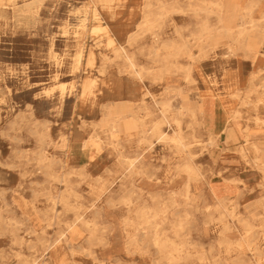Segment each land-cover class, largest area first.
<instances>
[{"label":"rangeland","instance_id":"obj_1","mask_svg":"<svg viewBox=\"0 0 264 264\" xmlns=\"http://www.w3.org/2000/svg\"><path fill=\"white\" fill-rule=\"evenodd\" d=\"M98 1L0 0V264H264V72L252 60L264 56V22L249 32L256 47L239 49L223 30L237 35L248 0ZM101 27L152 76L165 45L182 52L163 81L115 99L112 81L135 80ZM87 79L98 86L84 102ZM250 80L254 94L235 97ZM164 102L170 118L182 112L187 150L150 131Z\"/></svg>","mask_w":264,"mask_h":264},{"label":"bare ground","instance_id":"obj_2","mask_svg":"<svg viewBox=\"0 0 264 264\" xmlns=\"http://www.w3.org/2000/svg\"><path fill=\"white\" fill-rule=\"evenodd\" d=\"M100 1V0H99ZM98 1V2H99ZM260 1L261 0H249V2H248V4H247V6H246V10H245V15L242 17V21H244L245 23H242L239 27H238V31H237V35L235 36V33L233 32V31H227V30H223V32H224V34L229 38V39H231L232 40V42H233V44H234V46H236L237 48H242L243 47V42H244V40H247V41H252V43H254L255 42V38L254 37H251V35L249 34V32L250 31H259L260 29H262L261 27H262V22H264V13H263V15H262V17H261V21H259V22H255L254 21V19H253V14H254V12L256 11V9L259 7V3H260ZM102 2V1H101ZM118 2V1H117ZM236 2V1H235ZM162 4V3H161ZM213 4V3H212ZM239 4V3H238ZM205 5V4H204ZM166 6V5H165ZM211 6V5H210ZM213 6V5H212ZM216 6H218V10H221V8H222V6H221V1L216 5ZM118 7V6H117ZM119 7H120V5H119ZM124 7V6H123ZM92 8V7H91ZM213 8V7H212ZM216 8V7H215ZM94 9V8H93ZM204 9V8H203ZM92 10V9H91ZM208 10V9H207ZM238 10V9H237ZM212 11V10H211ZM214 11V10H213ZM235 11V10H234ZM89 13V12H88ZM207 13V12H206ZM234 13V12H233ZM232 13V14H233ZM210 14H214V12H208V15H210ZM260 15V14H259ZM88 16V15H87ZM216 16H217V19H218V21L221 23V18H220V15H219V13L217 12V14H216ZM147 18V17H146ZM145 18V19H146ZM101 19V18H100ZM88 20V19H87ZM234 20V19H233ZM230 21V20H229ZM223 22V21H222ZM237 22V21H236ZM87 23V22H86ZM103 23V22H102ZM247 25L249 26H251L250 27V29L249 28H247ZM86 26V25H85ZM264 28V27H263ZM153 29H156V28H153ZM177 31H178V29H176ZM97 32H104V33H106V35H107V37H108V46L109 47H115V49H114V51L117 53V54H120V56H122L123 58H124V60H125V62H126V64H127V66H128V68H129V70H130V72H131V75H132V78L135 80L134 81V83H132L130 80H127V81H125V80H122V79H115L114 81H112L111 82V89H112V91H111V93H110V95H112L115 99H122V98H124V97H131L132 95H133V89H134V87L138 90V86H145V84H144V82H145V80H148V79H150V77H152L153 78V76H152V72H151V70L150 69H145V68H139L138 66H137V64H136V62H135V60L133 59V57L132 56H130L128 53H127V51L125 50V48H123L117 41H116V39H114V37L113 36H111L110 34H109V30L108 29H106V28H104V27H101V28H98L97 30H96ZM220 31V30H219ZM88 32V31H87ZM204 32H207V33H209L210 32V29H209V27L206 25H203V26H201V28H200V33L202 34V33H204ZM81 33V32H80ZM86 34V33H85ZM250 35V36H249ZM164 36V35H163ZM199 36H200V34H199ZM86 37V36H85ZM182 37V36H181ZM194 37V36H193ZM204 37V36H203ZM210 37V36H209ZM163 39V38H162ZM201 39V38H200ZM205 39V38H204ZM214 39V38H213ZM219 39H220V37H219ZM146 40V39H145ZM135 41V36H130L129 38H128V40H127V43H129L130 45L133 43ZM183 41V40H182ZM200 41V40H199ZM159 42V41H158ZM219 42V41H218ZM100 43V42H99ZM102 43V42H101ZM204 44H205V42H204ZM203 44V45H204ZM118 46V47H117ZM185 46V45H184ZM223 46V45H222ZM248 46H250L251 47V44L249 43V45ZM186 47V46H185ZM217 47H219V46H217ZM233 47V46H232ZM82 48H83V46H82ZM182 48L183 47H181V46H177V45H165L162 49H161V51L162 52H164V53H166V55L165 56H162V58L160 59V61H159V63L160 64H162V69H161V71L157 74V75H155L154 76V81H163L164 80V76H165V74L167 73V65L169 64L168 63V61H169V59L170 58H173V57H176V56H178L181 52H182ZM193 48V47H192ZM231 48V47H230ZM209 49V48H208ZM83 50V49H82ZM155 50H157V49H155ZM189 50V49H188ZM229 50V49H228ZM233 50V49H232ZM235 50V49H234ZM132 51V50H131ZM204 52V51H203ZM83 53V52H82ZM201 53V52H200ZM102 54V53H101ZM192 54V53H191ZM199 54V53H198ZM109 55V54H108ZM187 55V54H186ZM205 55V54H204ZM233 55V54H232ZM236 55V54H235ZM193 56V55H192ZM160 57V56H159ZM189 57V56H188ZM256 57H257V53L256 54H254V56H253V58H252V60H253V62H254V60L256 59ZM84 58H86V57H84ZM103 58V57H102ZM194 58V57H193ZM81 59H82V55L80 54L78 57H77V63L79 64L80 62H81ZM140 59V58H139ZM205 59V58H204ZM112 60V59H111ZM184 60H186V59H184ZM105 61H107V60H105ZM193 61V60H192ZM172 62V61H171ZM178 62V61H177ZM171 64V63H170ZM148 65V64H147ZM178 65V64H177ZM27 66V65H26ZM92 66H93V57L90 55V57L88 58V61H87V67H89V68H92ZM105 66V65H104ZM153 66V65H152ZM173 66V65H172ZM27 68V67H26ZM100 68V67H99ZM154 68V67H153ZM184 68V67H183ZM190 68V67H189ZM80 69V68H79ZM157 69V68H156ZM180 69V68H179ZM75 70V69H74ZM158 70V69H157ZM76 71H77V69H76ZM79 71V70H78ZM153 71V70H152ZM155 71V70H154ZM75 72V71H74ZM261 72H264V70H262ZM260 71L259 72H257V73H261ZM6 73V72H5ZM26 73V72H25ZM118 73H119V71H118ZM107 74V73H106ZM170 74V73H169ZM171 74H173V73H171ZM2 76V75H1ZM27 76V75H26ZM260 76V75H259ZM264 77V76H263ZM260 78V77H259ZM152 80V79H151ZM190 80V79H189ZM106 81V80H105ZM115 81H117V84H114V82ZM194 81V80H193ZM131 82V83H130ZM24 83V82H23ZM124 83V84H123ZM164 83V82H163ZM253 81L252 80H250L249 81V83H248V85H247V87H246V89L244 90V91H237L236 93H235V97H238L240 94H241V92H243V93H245V95H246V97L247 98H249V97H251L253 94H254V92H255V87H254V85H253ZM162 84V83H161ZM255 84V83H254ZM123 85V86H122ZM97 82L96 81H94V80H90V79H87V80H85L84 81V83L82 84V88H81V98L83 99V101L85 102V101H87L88 99H90L91 98V96L93 95V92H94V90L97 88ZM156 86V85H155ZM62 87H65V86H62ZM157 88V87H156ZM145 89H146V87H145ZM152 89V88H151ZM64 91V90H63ZM146 91H148V90H146ZM175 91V90H174ZM43 92V91H42ZM62 92V91H61ZM104 92H106V91H104ZM172 92V90H170V93ZM174 93V92H173ZM64 94V93H63ZM46 95V94H45ZM107 95V94H106ZM261 95V94H260ZM63 96V95H62ZM152 96V95H151ZM107 96H105V98H106ZM105 98H103V99H105ZM109 98V97H108ZM107 98V99H108ZM155 98V97H154ZM110 99V98H109ZM166 99H168V98H166ZM243 99V98H242ZM111 100V99H110ZM153 100H155V99H153ZM149 101V100H148ZM160 101V100H159ZM116 102V101H115ZM136 102V101H135ZM156 102V101H155ZM185 102V101H184ZM261 102V101H260ZM150 103H151V101H150ZM135 104V103H134ZM162 105V109H161V117H162V119L159 121V122H156V123H154L153 125H152V127H151V132L154 134V135H157V136H159L158 137V139L160 140V141H162V143H163V141H167L168 140V144H169V141L170 142H173L174 144H175V146H176V148L178 149V150H187V144L185 143V141H184V138L181 136V131H180V127H181V121L179 120V117H180V113H182V112H180V113H178L177 115H175L174 117H172V118H170L169 116H168V114H169V109H170V105H169V103L168 102H164L163 104H161ZM146 106V105H145ZM157 108V107H156ZM183 110V109H182ZM180 111V110H179ZM141 112V111H140ZM177 113V112H176ZM188 113L191 115V117H195L196 116V114L198 113V111H197V109H189L188 110ZM246 113V112H245ZM171 114V113H170ZM173 114V113H172ZM237 115V114H236ZM236 115H232V121H233V125H237V122H236ZM139 116V115H138ZM238 116H240V115H238ZM253 117V116H252ZM107 118V117H106ZM121 118V117H120ZM138 118V117H137ZM245 118V117H244ZM143 119V118H142ZM240 119V118H239ZM245 119H247V118H245ZM254 119V118H253ZM125 120V119H124ZM140 120V119H139ZM184 121V120H183ZM255 123L257 124V125H261V126H263L264 125V120L263 119H261V118H258L257 117V119H256V121H255ZM254 123V124H255ZM189 124V123H188ZM187 124V125H188ZM87 125V124H86ZM164 125H166V126H168L169 127V129L172 131V137H169L167 134H165V133H162L161 131L163 130L162 129V126H164ZM112 126V125H111ZM165 126V127H166ZM174 126V127H173ZM143 127V126H142ZM189 127H191V126H189ZM239 127V126H238ZM192 128V127H191ZM251 128H253V127H251ZM162 129V130H161ZM99 130V129H98ZM247 130V129H246ZM48 131V130H47ZM94 131H96V130H94ZM101 131V130H100ZM122 131V130H121ZM255 131V130H254ZM262 131V130H261ZM246 132V131H245ZM106 133V132H105ZM169 135H170V133H168ZM250 134L251 133H249L248 134V137H247V139H250ZM97 135V134H96ZM104 135H106V134H104ZM156 137V136H155ZM94 138V137H93ZM96 138V137H95ZM151 138V137H150ZM92 139V138H91ZM102 139V138H101ZM141 139H142V137H141ZM103 140V139H102ZM101 140V141H102ZM146 141V140H145ZM99 142H100V140H99ZM147 142V141H146ZM249 142V141H248ZM153 143V142H152ZM142 144V143H141ZM253 144V149L258 153V151H259V149H258V147H257V145L255 144V143H252ZM152 145V144H151ZM143 146V145H142ZM119 148V147H118ZM140 148V147H139ZM177 151V150H176ZM185 152V151H184ZM183 153V152H182ZM246 153H247V150L245 149V148H242V152H241V154H242V156L244 157L245 155H246ZM256 153V154H257ZM44 154V153H43ZM181 154V153H180ZM186 154V153H185ZM188 155V154H187ZM240 155V154H239ZM240 157H241V155H240ZM247 157V156H246ZM191 158V157H190ZM189 158V159H190ZM182 159V158H181ZM131 160V159H130ZM127 161H128V159H127ZM132 161V160H131ZM130 162V161H129ZM192 162V161H191ZM256 162H259V158H256ZM194 163V162H193ZM122 164V163H121ZM46 165V164H45ZM123 165V164H122ZM134 163H132L131 164V167H134ZM140 166V165H139ZM177 167V166H176ZM175 167V168H176ZM12 168V167H11ZM122 169V168H121ZM198 169V168H197ZM192 164H190V163H187V164H185V166H184V171L187 173V175H188V178L189 179H193V178H195V177H198L200 174L198 173V170H197ZM141 170V169H140ZM158 170V169H157ZM263 172H264V169L262 170ZM47 172V171H46ZM72 172V171H71ZM200 172V171H199ZM125 173V172H124ZM136 173V172H135ZM134 173V174H135ZM209 173V172H208ZM138 174V173H137ZM75 175V174H74ZM144 175V174H143ZM186 175V176H187ZM66 177V176H65ZM64 177V178H65ZM201 177V176H200ZM132 178V177H131ZM143 178V177H142ZM148 178V177H147ZM188 179V180H189ZM196 179V178H195ZM138 180V179H137ZM99 181V180H98ZM150 181H152V180H150ZM103 182V181H102ZM106 182V181H105ZM70 183V182H69ZM98 183V182H97ZM111 184H112V182H111ZM146 184V183H145ZM151 184V183H150ZM99 185V184H98ZM105 185H106V183H105ZM143 185V184H142ZM187 185H189V184H187ZM69 186V185H68ZM67 186V187H68ZM79 186V185H78ZM96 186V185H95ZM101 186V185H100ZM186 186V185H185ZM190 186V185H189ZM94 187V186H93ZM105 187V186H104ZM109 187V186H108ZM98 188V187H97ZM110 188V187H109ZM154 188V187H153ZM40 190V189H39ZM90 190H92V189H90ZM139 190V189H138ZM156 190V189H155ZM65 191V190H64ZM74 192V191H73ZM110 192V191H109ZM130 192V191H129ZM131 193H132V191H131ZM110 194H111V192H110ZM128 194V193H127ZM170 194H172V193H170ZM65 195V194H64ZM109 195V194H108ZM131 195V194H130ZM100 196V195H99ZM149 196V195H148ZM44 197V196H43ZM52 197V196H51ZM55 197V196H54ZM82 197V196H81ZM81 197H79L80 199H81ZM108 197V196H107ZM131 197V196H130ZM182 197V196H181ZM62 198V197H61ZM37 199V198H36ZM40 199H42V198H40ZM53 199V198H52ZM106 199V198H105ZM128 199H129V196H128ZM82 200V199H81ZM121 200V199H120ZM130 200V199H129ZM45 201V200H44ZM72 201V200H71ZM124 201V200H123ZM126 201H127V199H126ZM222 201V200H221ZM129 202V201H128ZM220 202V201H219ZM93 203V202H92ZM98 202H96V204H97ZM131 203V202H130ZM77 204V203H76ZM100 204V203H99ZM117 204H120V203H117ZM122 204H123V202H122ZM132 204V203H131ZM135 204V203H134ZM77 205H79V204H77ZM95 205V204H94ZM107 205V204H106ZM110 205V204H109ZM57 206V205H56ZM161 206V205H160ZM219 206H222V204L220 203L219 204ZM51 207V206H50ZM76 206H74V208H75ZM79 207V206H78ZM128 207V206H127ZM81 208V207H80ZM115 208V207H114ZM125 208V207H124ZM160 208V207H159ZM51 209V208H50ZM67 209V208H66ZM104 209V208H103ZM68 210V209H67ZM102 210V209H101ZM45 211V210H44ZM63 211V210H62ZM105 211H106V209H105ZM140 211H141V209H140ZM148 211V210H147ZM64 212V211H63ZM66 212V211H65ZM72 212V211H71ZM154 212V211H153ZM49 213V212H48ZM98 213V212H97ZM142 213H143V211H142ZM144 213H145V210H144ZM46 214V213H45ZM63 214V213H62ZM72 214H74V213H72ZM158 214H159V212H158ZM157 214V215H158ZM64 215V214H63ZM109 215V214H108ZM66 216V215H65ZM110 216V215H109ZM45 217V216H44ZM59 217V216H58ZM57 217V218H58ZM79 217V216H78ZM77 217V218H78ZM100 217V216H99ZM154 217V216H153ZM61 218V217H60ZM74 218V217H73ZM144 218H145V216H144ZM156 219V218H155ZM154 219V220H155ZM48 220V219H47ZM52 220V219H51ZM59 220V219H58ZM72 220H74V219H72ZM78 220V219H77ZM82 220V219H81ZM92 220V219H91ZM98 220V219H97ZM124 221H125V219H123ZM145 220V219H144ZM149 220V219H148ZM43 221H45L44 219H43ZM49 221V220H48ZM60 221H61V219H60ZM94 221V220H93ZM96 221V220H95ZM94 221V222H95ZM123 221V222H124ZM55 222V221H54ZM58 222V221H57ZM74 222V221H73ZM80 222V221H79ZM89 222V221H88ZM138 222V221H137ZM152 222V221H151ZM155 222V221H154ZM153 222V223H154ZM50 223V222H49ZM84 223V222H83ZM75 224V223H74ZM81 224V223H80ZM89 224V223H88ZM145 224V223H144ZM155 224V223H154ZM183 224V223H182ZM244 224V223H243ZM242 224V225H243ZM47 225H50V224H47ZM59 225V224H58ZM64 225V224H63ZM128 225V224H127ZM138 225H140V224H138ZM62 226V225H61ZM115 226H117V225H115ZM125 226V225H124ZM141 226V225H140ZM139 226V227H140ZM150 226H152V225H150ZM150 226H149V228H150ZM155 226V225H154ZM70 227H72L71 226V224H70ZM83 227V226H82ZM110 227V226H109ZM144 227V226H143ZM249 227V226H248ZM78 228V227H77ZM97 228V227H96ZM129 228V227H128ZM154 228V227H153ZM173 228H175V227H173ZM70 229V228H69ZM84 229V228H83ZM89 229H91V228H89ZM101 229V228H100ZM99 229V230H100ZM103 229V228H102ZM126 229V228H125ZM148 229V228H147ZM155 229H156V226H155ZM160 229V228H159ZM63 230V229H62ZM81 230H82V228H81ZM114 230V229H113ZM141 230H142V227H141ZM151 230V229H150ZM154 230V229H153ZM69 231V230H68ZM87 231V230H86ZM129 231V230H128ZM64 232V231H63ZM81 232V231H80ZM89 232V231H88ZM92 232V231H91ZM94 232H95V230H94ZM125 232V231H124ZM172 232V231H171ZM102 233V232H101ZM105 233V232H104ZM106 233H108V232H106ZM105 233V234H106ZM155 234H156V231L154 232ZM66 234V233H65ZM87 234V233H86ZM89 234V236L91 235V233H88ZM95 234V233H94ZM43 235V234H42ZM59 235H62V234H59ZM64 235V234H63ZM126 235H127V233H126ZM88 236V235H87ZM150 236V235H149ZM156 236V235H155ZM159 236V234L157 235V237ZM63 237V236H62ZM80 237V236H79ZM101 237V236H100ZM128 237V236H127ZM156 237V238H157ZM167 237V236H166ZM66 238V237H65ZM91 238V237H90ZM93 238H95L94 237V235H93ZM102 238V237H101ZM100 238V240H102ZM126 238V237H125ZM129 238H130V234H129ZM154 238V237H153ZM49 239V238H48ZM128 239V238H127ZM131 239V238H130ZM135 239V238H134ZM158 239V238H157ZM17 240V239H16ZM15 240V241H16ZM23 240V239H22ZM47 240V239H46ZM67 240V239H66ZM69 240V239H68ZM88 240V239H87ZM100 240H98V241H100ZM105 240V239H104ZM111 240V239H110ZM171 240V239H170ZM21 241V240H20ZM60 241V240H59ZM64 241V240H63ZM96 241V240H95ZM154 241H155V239H154ZM169 241V240H168ZM46 242V241H45ZM49 242V241H48ZM47 242V243H48ZM56 242V241H55ZM89 242V241H88ZM102 242V241H101ZM100 242V243H101ZM128 242V241H127ZM131 242V241H130ZM137 242V241H136ZM21 243H25V242H22L21 241ZM58 243V242H57ZM156 244H157V242H155ZM20 244V243H19ZM104 244V243H103ZM102 244V245H103ZM108 244V243H107ZM131 244V243H130ZM130 244H128L127 246H129ZM154 244V243H153ZM160 244H161V242H160ZM21 245V244H20ZM19 245V246H20ZM23 245V244H22ZM21 245V246H22ZM56 245V244H55ZM54 245V246H55ZM90 245V244H89ZM91 245H93V244H91ZM100 244L98 243V246H99ZM76 246V245H75ZM114 246V245H113ZM161 246V245H160ZM159 246V247H160ZM70 247V246H69ZM124 247H126V246H124ZM156 247H157V245H156ZM54 248V247H53ZM67 248V247H66ZM80 248V247H79ZM46 249V248H45ZM45 249H43V250H45ZM73 249H74V247H73ZM165 249V248H164ZM173 249V248H172ZM68 250V249H67ZM75 250V249H74ZM161 250V249H160ZM159 250V251H160ZM73 251V250H72ZM78 251V250H77ZM77 251H75V252H77ZM34 252V251H33ZM53 252V251H52ZM54 253V252H53ZM72 253V252H71ZM78 253V252H77ZM162 253V252H161ZM67 254V253H66ZM69 254H70V249H69ZM73 254H75V253H73ZM79 254V253H78ZM55 255V254H54ZM51 256V255H50ZM62 256V255H61ZM83 255H81V257H82ZM41 257V256H40ZM45 257V256H44ZM71 257V256H70ZM28 258H29V256H28ZM42 258V257H41ZM31 260H33L32 258H31ZM43 261V260H42ZM54 261V260H53ZM29 262V261H28ZM55 262V261H54ZM84 262V261H83ZM30 263V262H29ZM61 263V262H60ZM59 263V264H60ZM21 264V263H20ZM42 264H43V262H42ZM56 264V263H55Z\"/></svg>","mask_w":264,"mask_h":264},{"label":"crops","instance_id":"obj_3","mask_svg":"<svg viewBox=\"0 0 264 264\" xmlns=\"http://www.w3.org/2000/svg\"><path fill=\"white\" fill-rule=\"evenodd\" d=\"M248 2H249V0L244 4V5H240L239 6V9H238V12L240 13V15L239 16H237L239 19H238V22H239V25H238V27L241 25V23H242V17L245 15V10H246V6H247V4H248ZM263 2H264V0H261L260 1V3H259V7L256 9V11L254 12V14H253V19H254V21L255 22H259L260 20H261V17H262V15H263V13H264V9L262 8L261 9V7L263 6L264 7V4H263ZM223 4V3H222ZM223 8V7H222ZM258 11H260L261 12V15H260V17H256L255 15H256V13L258 12ZM222 12H223V9H222ZM237 27V28H238ZM227 31H233V29L232 30H227ZM248 43H250L251 44V47L252 48H254V47H256V45H257V42L255 41L254 43H252V41L250 42H248ZM253 64H254V66L257 68V70L255 71V73H257V72H261L262 70H264V56H259V54L257 53V57H256V59L254 60V62H253ZM131 81V80H130ZM132 83H134L133 81H131ZM130 82V83H131ZM114 84H117V81H115L114 82ZM124 84V83H123ZM123 86V85H122ZM143 88H145V86L143 85H141V86H138V89H143ZM128 104V103H127ZM123 108H125V107H123ZM128 108V107H127ZM207 115V114H206ZM207 117H208V115H207ZM208 126H209V117H208ZM208 131H209V128H208ZM223 134V132L221 133V135ZM252 134H254V133H251L250 134V139L252 138ZM260 153H261V155H260V158H261V160H264V150L262 151V149H261V151H260Z\"/></svg>","mask_w":264,"mask_h":264}]
</instances>
